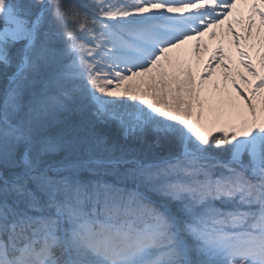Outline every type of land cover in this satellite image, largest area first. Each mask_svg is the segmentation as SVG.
I'll use <instances>...</instances> for the list:
<instances>
[{"label":"snow or ice","instance_id":"obj_1","mask_svg":"<svg viewBox=\"0 0 264 264\" xmlns=\"http://www.w3.org/2000/svg\"><path fill=\"white\" fill-rule=\"evenodd\" d=\"M0 264H264V0H0Z\"/></svg>","mask_w":264,"mask_h":264},{"label":"rangeland","instance_id":"obj_2","mask_svg":"<svg viewBox=\"0 0 264 264\" xmlns=\"http://www.w3.org/2000/svg\"><path fill=\"white\" fill-rule=\"evenodd\" d=\"M205 42L208 43L209 44V47L211 48V47H214L216 45V43L218 42V40L217 41H213V40H210V39L206 38L205 39ZM249 78L251 79V77H249ZM221 85H222V82H221Z\"/></svg>","mask_w":264,"mask_h":264}]
</instances>
